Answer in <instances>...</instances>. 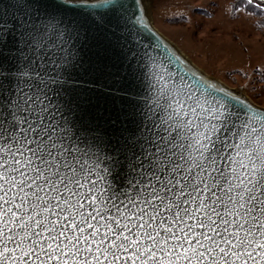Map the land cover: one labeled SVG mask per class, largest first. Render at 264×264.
<instances>
[{
	"label": "snow or ice",
	"instance_id": "6c2138e0",
	"mask_svg": "<svg viewBox=\"0 0 264 264\" xmlns=\"http://www.w3.org/2000/svg\"><path fill=\"white\" fill-rule=\"evenodd\" d=\"M154 3L0 0V264H264V105L143 44Z\"/></svg>",
	"mask_w": 264,
	"mask_h": 264
},
{
	"label": "rangeland",
	"instance_id": "374dc122",
	"mask_svg": "<svg viewBox=\"0 0 264 264\" xmlns=\"http://www.w3.org/2000/svg\"><path fill=\"white\" fill-rule=\"evenodd\" d=\"M238 0H155V28L209 76L264 105V15Z\"/></svg>",
	"mask_w": 264,
	"mask_h": 264
},
{
	"label": "water",
	"instance_id": "95a60500",
	"mask_svg": "<svg viewBox=\"0 0 264 264\" xmlns=\"http://www.w3.org/2000/svg\"><path fill=\"white\" fill-rule=\"evenodd\" d=\"M153 33L155 35H153ZM140 37L142 38V42L143 44L145 45H153L155 46L157 43L160 45V48H159V51L160 52H164L165 49H164V45L167 44L168 47H167V52L168 54H171L172 52L174 51H177L178 50V54L181 55L182 59H181V67H185L187 64L190 63L191 66H194L195 68L199 69L201 72H203L206 76L208 77H211L209 76L207 73H205L203 70H201L200 68H198L189 58H187L185 56V54H183V52L173 43L171 42L168 38H166L162 33H160L154 26L153 24V21H152V31L151 32H145V31H141L140 33ZM153 55H155L156 53L153 52L152 53ZM175 68V66H174ZM214 78V77H212ZM216 81H219L221 83H223L222 81L214 78ZM224 85H226L225 83H223ZM227 87H229L228 85H226ZM231 88V87H229ZM233 91H236V92H239L242 96L244 97H247L254 105L256 106H259L257 105L256 103H254L247 95H245L244 93H242L241 91L237 90V89H233L231 88ZM140 91L142 92L143 96L144 97H147L150 95V90L148 88V84L147 82H145L142 86H141V89Z\"/></svg>",
	"mask_w": 264,
	"mask_h": 264
},
{
	"label": "trees",
	"instance_id": "16d2710c",
	"mask_svg": "<svg viewBox=\"0 0 264 264\" xmlns=\"http://www.w3.org/2000/svg\"><path fill=\"white\" fill-rule=\"evenodd\" d=\"M240 2H241V0H238V2H237V3H238V4H240Z\"/></svg>",
	"mask_w": 264,
	"mask_h": 264
}]
</instances>
